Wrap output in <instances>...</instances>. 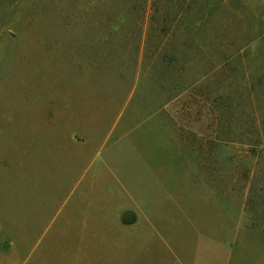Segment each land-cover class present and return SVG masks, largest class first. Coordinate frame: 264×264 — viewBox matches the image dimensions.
<instances>
[{
	"label": "rangeland",
	"instance_id": "1",
	"mask_svg": "<svg viewBox=\"0 0 264 264\" xmlns=\"http://www.w3.org/2000/svg\"><path fill=\"white\" fill-rule=\"evenodd\" d=\"M0 264H264V0H0Z\"/></svg>",
	"mask_w": 264,
	"mask_h": 264
},
{
	"label": "trees",
	"instance_id": "2",
	"mask_svg": "<svg viewBox=\"0 0 264 264\" xmlns=\"http://www.w3.org/2000/svg\"><path fill=\"white\" fill-rule=\"evenodd\" d=\"M254 143H259V142L255 141Z\"/></svg>",
	"mask_w": 264,
	"mask_h": 264
}]
</instances>
